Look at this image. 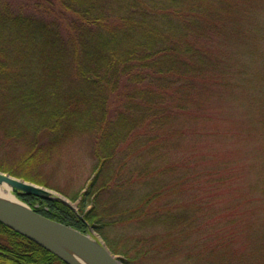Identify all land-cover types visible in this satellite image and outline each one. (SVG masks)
<instances>
[{"label": "trees", "instance_id": "obj_1", "mask_svg": "<svg viewBox=\"0 0 264 264\" xmlns=\"http://www.w3.org/2000/svg\"><path fill=\"white\" fill-rule=\"evenodd\" d=\"M260 1L0 0V170L77 210L18 198L93 229L124 264H264V70L255 77L229 48L242 39L263 60ZM233 95L256 111L261 152L249 196L222 204L237 178L206 116L215 96ZM75 139L88 143L93 177L61 191L45 171ZM0 264L66 263L0 223Z\"/></svg>", "mask_w": 264, "mask_h": 264}, {"label": "rangeland", "instance_id": "obj_2", "mask_svg": "<svg viewBox=\"0 0 264 264\" xmlns=\"http://www.w3.org/2000/svg\"><path fill=\"white\" fill-rule=\"evenodd\" d=\"M252 12H255L256 16L257 12H260L261 15L258 17L260 20L264 21V0H261L259 3H257L253 7ZM246 22H248L247 19ZM244 43L242 39L234 37L233 40H230L229 48L230 50H234L235 55L239 51V58L246 61L245 68L248 70L249 67L250 73L256 74V77L259 72L261 73V71L264 70V55L262 57L263 60L261 59V62L253 61V59H251L252 49L250 46L248 47L246 42ZM261 52H263L264 54V48ZM260 79L262 80L263 77H261ZM221 96L223 97V99L226 98V95L224 94ZM240 99L233 95L225 102L220 100L219 96H215L212 101H210V104H208V107L210 109L207 110L208 116H206L208 117V128L216 134L217 131L220 132L218 136H215L216 144H218L220 147L221 155L230 153L231 161L234 163L236 173L235 177L237 178V185L232 187V190L225 188L220 192V195L217 199L218 202L222 204L226 201H231L236 196H241L240 198H243L244 196L248 197V192L250 191L247 186H249L250 183L257 181V170L256 168L252 169L250 165L252 163L251 161L256 160L258 157L257 155H259L261 152L259 140L256 136H254V131L256 130V128L253 129V120H255L256 118L258 119V117L256 116V111L253 109V107H251V105H249L246 100L242 98ZM250 118L252 119V121L250 120ZM231 121L233 122L232 124H230ZM232 129L235 130L234 132L236 133L233 136L231 135ZM224 131H229L228 133L226 132L228 134V137L224 136ZM251 135H253L251 139H244L246 137H250ZM207 142L208 141H206L205 143ZM201 150L204 152L206 151L207 153L209 152L208 148H201L200 143V146L197 148V154L200 157ZM60 155L61 157H59L56 162H52V164H50L47 168V171H45V173L48 174L49 179L52 180L51 184L56 188L62 189L61 191L66 190L71 192L82 189V191H85L90 179L93 177L92 173L94 167V161L90 157L88 143H85L84 139H75L71 143H68L67 147L63 148V151ZM252 157L254 158L251 159ZM249 159H251V161H249ZM53 170L54 174H50V172H53ZM7 174L11 175L10 173ZM40 187L48 190L50 193V197L56 198V200L59 201H61V199L65 200L69 203L68 205L75 207L77 210V202H72L68 197L64 196L62 192L53 189L54 187L49 188L43 185H40ZM251 192H253V196L251 198H258V190L252 187ZM13 194L15 195V192H13ZM228 197L230 198L228 199ZM246 200H240L239 202L243 204V202H245ZM33 205L37 208H40V206H42L43 204H41L40 202H34ZM262 206L263 204H260L259 208L256 210L262 215L264 222V207ZM44 208L46 207L44 206ZM87 233H90L89 235L92 238L94 237L96 240L104 241L93 230Z\"/></svg>", "mask_w": 264, "mask_h": 264}, {"label": "water", "instance_id": "obj_3", "mask_svg": "<svg viewBox=\"0 0 264 264\" xmlns=\"http://www.w3.org/2000/svg\"><path fill=\"white\" fill-rule=\"evenodd\" d=\"M7 183L15 193L36 198L56 200L40 185L0 171V184ZM61 201L68 205L65 200ZM27 205V204H26ZM73 210H76L75 207ZM0 223L43 247L66 264H81L73 255H78L92 264H124L107 245L89 234L43 216L27 205L15 207L0 201Z\"/></svg>", "mask_w": 264, "mask_h": 264}, {"label": "bare ground", "instance_id": "obj_4", "mask_svg": "<svg viewBox=\"0 0 264 264\" xmlns=\"http://www.w3.org/2000/svg\"><path fill=\"white\" fill-rule=\"evenodd\" d=\"M0 201L19 208L27 207V205L24 202H22L13 194L11 186L7 183L0 184ZM73 257L77 259L81 264H92L86 259L79 257L78 255L74 254Z\"/></svg>", "mask_w": 264, "mask_h": 264}]
</instances>
